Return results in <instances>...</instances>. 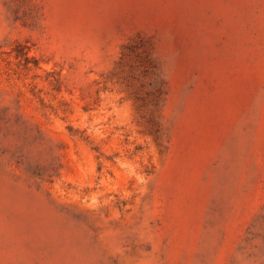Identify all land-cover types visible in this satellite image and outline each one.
Returning a JSON list of instances; mask_svg holds the SVG:
<instances>
[{
	"label": "rangeland",
	"instance_id": "1",
	"mask_svg": "<svg viewBox=\"0 0 264 264\" xmlns=\"http://www.w3.org/2000/svg\"><path fill=\"white\" fill-rule=\"evenodd\" d=\"M0 264H264V0H0Z\"/></svg>",
	"mask_w": 264,
	"mask_h": 264
}]
</instances>
